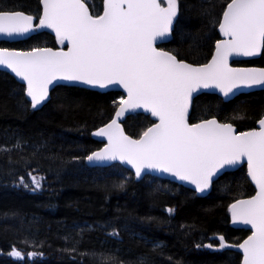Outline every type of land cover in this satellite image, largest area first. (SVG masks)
Instances as JSON below:
<instances>
[{
    "label": "trees",
    "instance_id": "1",
    "mask_svg": "<svg viewBox=\"0 0 264 264\" xmlns=\"http://www.w3.org/2000/svg\"><path fill=\"white\" fill-rule=\"evenodd\" d=\"M87 4L99 14L100 0ZM212 4L178 0L174 30L159 47L188 63H205L218 40V24L204 14ZM0 9L41 13L39 0H0ZM65 46L50 31L0 43L22 51ZM234 65L264 67V49L259 58ZM24 89L0 71V264H240V254L217 249L219 236L237 244L249 233L230 226L228 210L254 194L244 166L222 174L205 196L154 176L136 180L119 164L89 167L84 157L101 146L92 132L111 120L121 94L56 86L34 110ZM262 117L264 90L228 101L203 93L193 100L189 121L215 118L244 132L257 128ZM152 123L143 114L121 122L132 138ZM33 176L41 182L36 191ZM209 243L212 249L204 247ZM13 248L23 260L9 255ZM29 252L37 255L28 257Z\"/></svg>",
    "mask_w": 264,
    "mask_h": 264
},
{
    "label": "snow or ice",
    "instance_id": "2",
    "mask_svg": "<svg viewBox=\"0 0 264 264\" xmlns=\"http://www.w3.org/2000/svg\"><path fill=\"white\" fill-rule=\"evenodd\" d=\"M39 4L42 13L36 16L0 9V36L50 29L57 43L67 47V51L0 47V68L26 85L31 108L47 102L50 87L59 80L101 89L118 86L126 97L121 96L110 122L93 133L107 143L84 159L90 163L119 160L130 165L137 177L145 170L164 172L194 185L198 193L207 190L222 170L246 160L255 195L235 200L228 210L234 224L250 226L251 235L237 245L227 244L221 235L217 250L235 247L242 251L241 264H264V118L258 128L245 132L215 118L188 122L189 104L199 89L215 87L227 97L241 88H264V68L229 64L230 57H251L264 49V0H227L226 4L213 0L204 14L218 24L223 38L216 40L211 59L198 65L157 46L167 42L174 30L178 0H103L102 14H93L86 0H39ZM137 109L158 122L133 139L118 121ZM21 183L29 187L23 179ZM31 183L33 191L40 189L37 177ZM112 234L117 235L115 230ZM204 247L212 249L213 244ZM9 255L24 259L16 248Z\"/></svg>",
    "mask_w": 264,
    "mask_h": 264
},
{
    "label": "water",
    "instance_id": "3",
    "mask_svg": "<svg viewBox=\"0 0 264 264\" xmlns=\"http://www.w3.org/2000/svg\"><path fill=\"white\" fill-rule=\"evenodd\" d=\"M166 6V5H165ZM102 12H103V10H102ZM102 12H101V14H102ZM41 13H42V5H41ZM26 14V13H25ZM35 22L36 23H38V21H36L35 20ZM39 31H50L51 32V34L55 37V33L54 32H52L50 29H38V30H36L35 32H31V33H28V34H26V35H24V36H19V37H12V38H9V37H4V36H0V43L1 42H9V43H11V42H17V41H22V40H26V39H28L29 37H31L34 33H36V32H39ZM216 31H217V34H218V39H222L223 37L221 36V34L219 33V28H218V26H217V28H216ZM171 36V35H170ZM56 38V37H55ZM169 39H170V37H169ZM169 39H168V41H169ZM167 41V42H168ZM167 42H163V43H158V47L160 46V45H162V44H165V43H167ZM44 48V47H43ZM48 48H51V47H48ZM53 49H60V48H53ZM65 51H67V47L65 46V48H63ZM215 50V43H214V46H213V51ZM18 51H22V50H18ZM24 51H28V50H24ZM212 51V52H213ZM261 52H262V49H261V51H260V53H258L257 55H255V56H251V57H244V56H233V57H230V59H229V64H230V66L232 67V68H264V67H260V66H238V65H234V62H242V61H249V60H255V59H257V58H259V56L261 55ZM211 59V56L209 57V59L205 62V63H207L209 60ZM186 62V61H185ZM186 63H188V62H186ZM202 64H204V63H202ZM194 65H198V64H194ZM0 71H3V72H6V73H8L9 75H11L18 83H20V84H22L24 87H26V85L18 78V77H16L15 76V74L14 73H11L10 72V70H3L2 68H0ZM56 86H72V87H80V88H85V89H89V90H92V91H97V92H101V93H105V92H109V91H111V92H117V93H119V94H121V96H125L126 97V93L123 91V89H121V88H119L118 86H116V87H109V88H105V89H101V88H93V87H89V86H87V85H83V84H79V83H76V82H68V81H63V80H59V81H56V82H54V84L50 87V93H51V91L56 87ZM260 90H264V88H262V87H253V88H241V89H239L238 91H235L233 94H230L229 96H227V97H225L224 95H223V93H221L220 91H219V89H217V88H215V87H210V88H207V89H199L196 93H194L193 94V97H192V99H191V101H190V104H189V116H190V112H191V107H192V103H193V100L198 96V95H200V94H203V93H206V94H214V95H217L218 97H220V98H222L223 100H225V101H228V100H232L233 98H235L236 96H238V95H240V94H246V93H250V92H254V91H260ZM28 99V101L30 102V98H27ZM46 103V102H45ZM44 103V104H45ZM43 104V105H44ZM42 105V106H43ZM42 106H40L39 108H41ZM118 106H119V104H118ZM117 106V107H118ZM116 107V108H117ZM38 108V109H39ZM115 111H116V109H115ZM115 111H114V114H113V117L115 116ZM132 114H143V115H147V116H149V118L153 121V123H156V122H158L154 117H152L151 116V114L150 113H145L144 112V110L143 109H137V110H135V111H133V112H130V113H127L124 117H122L118 122L120 123V126H121V128L123 129V127H122V124H121V122L126 118V117H128L129 115H132ZM112 117V118H113ZM111 118V119H112ZM262 118H264V117H262ZM209 119H213V118H209ZM206 120H208V119H206ZM108 122H110V121H108ZM107 122V123H108ZM188 122L189 123H191L190 121H189V118H188ZM200 121H198V122H195V123H199ZM219 122V121H218ZM152 123V124H153ZM219 123H221V122H219ZM151 124V125H152ZM222 124H230V123H222ZM105 125V124H104ZM104 125H102L101 127H103ZM150 125V126H151ZM150 126H148V127H150ZM233 126V125H232ZM147 127V128H148ZM259 127V125L257 126V128ZM100 128V127H99ZM233 128L236 130V128L233 126ZM98 129V128H97ZM96 129V130H97ZM96 130H94L93 132H92V138L94 139V140H96L97 142H99V143H101V146L98 148V149H100V148H102L103 146H104V144L105 143H107V141H106V139H104V138H101V137H97V136H94L93 135V133L96 131ZM124 130V129H123ZM237 131V130H236ZM249 131V130H248ZM238 132V131H237ZM245 132V131H244ZM124 133L126 134V132L124 131ZM126 135H128V134H126ZM129 136V135H128ZM139 138V137H138ZM138 138H133V139H138ZM98 149H96V150H98ZM96 150H94V151H96ZM85 163H86V165L87 166H89V167H107V166H110V165H112V164H119L120 166H122L124 169H126V170H129L130 172H132V174H133V176H134V178L136 179V180H140V179H142L144 176H147V175H149V176H154V177H158V178H161V179H165V180H169V181H171V182H174V183H176V184H178V185H181V186H183V187H185V188H187V189H190V190H192L193 192H195L197 195H200V196H205V195H208L209 193H210V191H211V188H212V184H213V182L214 181H216L222 174H224L225 172H231V171H235V170H237L238 168H240L241 166H244L245 167V170H246V177H247V179L249 180V182L253 185V187H254V194L253 195H255V191H256V189H255V185H254V183H252V181H251V178L250 177H248V175H247V163H246V160L245 161H242L241 162V164H239V165H236V166H234V167H232V168H226V169H224V170H222L217 176H215L214 178H213V181H212V183L210 184V186H209V188L207 189V190H205L204 192H202V193H198V192H196L195 191V187H194V185H191V184H189V183H187V182H184V181H180V180H177L175 177H173V176H171L170 174H167V173H164V172H158V171H155V170H145L142 174H141V176L140 177H137L136 176V174H135V170L130 166V165H128V164H126V163H121L119 160H116V161H106V162H100V163H96V162H92V163H90V162H88L87 160H85ZM253 195H251V196H253ZM247 198H249V197H247ZM247 198H242V199H247ZM235 202V201H234ZM234 202H232V203H234ZM231 203V204H232ZM229 221H230V226L232 227V228H234V229H242V230H245V231H248L249 233H248V235L245 237V238H243L239 243H242L243 242V240L244 239H246L249 235H251V230H250V226H247V225H242V224H234L233 222H232V217H231V213L229 212ZM239 243H237V244H239ZM237 244H229V245H237ZM229 250H232V251H234V252H236V253H238V254H240V256H241V260H240V264H241V262H242V251L241 250H239L238 248H235V247H233V248H228Z\"/></svg>",
    "mask_w": 264,
    "mask_h": 264
},
{
    "label": "flooded vegetation",
    "instance_id": "4",
    "mask_svg": "<svg viewBox=\"0 0 264 264\" xmlns=\"http://www.w3.org/2000/svg\"><path fill=\"white\" fill-rule=\"evenodd\" d=\"M100 2H101V9H100L99 14H101V12L103 10V0H100ZM86 3H90V0H86Z\"/></svg>",
    "mask_w": 264,
    "mask_h": 264
}]
</instances>
